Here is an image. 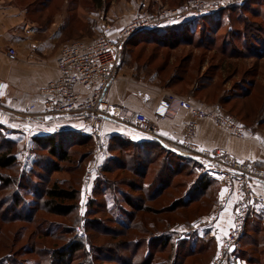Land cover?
<instances>
[{
	"label": "rangeland",
	"instance_id": "rangeland-1",
	"mask_svg": "<svg viewBox=\"0 0 264 264\" xmlns=\"http://www.w3.org/2000/svg\"><path fill=\"white\" fill-rule=\"evenodd\" d=\"M46 1L15 0V3L25 12V22L39 31H54L58 22L64 20L63 37L59 43L61 46L72 41H93L108 25L112 26L115 34L135 16L146 11L159 15L192 1L206 3L210 7L214 3H233L234 0ZM244 2L248 4L240 11L223 13L222 17L216 18L215 14L222 8L202 17L205 22L197 27L198 33L194 40H199V31L205 23L209 31L214 32L215 43L208 45L210 48L202 44H183L175 49L157 48L140 42L139 33L126 43L123 56L126 63L136 67V70L138 66L148 73L157 71L163 84L175 85L172 86L175 94L191 102L194 107L198 106L190 100L191 95L204 101L209 106L207 111L220 106L238 121L242 120L244 123L240 122L252 128L256 134H264V58L251 56L254 48H264V0ZM201 16H205L203 12H193L180 20L193 19L191 29H195L199 23L196 19ZM245 35L248 42L244 41ZM179 75L184 80L175 82ZM198 89L205 91L198 93ZM239 93L246 97H233ZM11 121L0 116V154L11 152L9 154L18 158L15 166L0 169V264H51L55 250L77 241L82 248L73 259L63 264H209L219 243L212 236L213 231L183 233L178 230L197 218L208 217L217 207L221 187L219 183L214 185L212 189L216 193H212V197L182 206V199L197 194L193 183L199 179V175H203L190 157L180 155L178 158L167 149H164L168 152L165 153L154 147L147 150L154 151L152 154L140 153L139 163L133 158L126 160L128 165L133 164L131 170L102 165L97 169L101 176L92 188L97 187L95 195L91 194L89 198L80 195L74 212L68 216H57L43 205L46 198L42 196V190L52 183H73L75 186L76 181L82 182L85 174L91 170L96 146L90 141L73 146L68 151V160L58 159L50 154L51 150L36 144V131L41 130V127L34 126L32 133L35 135L28 136V133L20 131L19 125L10 127L7 123ZM252 148L257 151L258 164L264 153L257 150L256 145L248 150L246 160L239 159L247 161ZM119 150L122 151L123 147H118ZM125 150L124 154L135 155L132 148L127 147ZM37 155L43 164L34 167L33 159ZM118 155L124 160V155ZM78 162H82V168H76ZM164 168L171 172L165 179L159 175ZM2 177L9 178L10 182H1ZM122 192L136 200L138 205L146 207V212L126 205ZM113 198L117 200V206ZM150 209L152 211L147 212ZM127 211L129 218L126 217ZM121 221H125L129 229L122 228ZM256 221L264 226V219L261 218L253 219L250 227ZM97 222L104 225L102 232L93 229ZM140 223L150 229L148 234H140L137 227ZM77 227L84 228V235L78 234ZM122 229L125 232H120ZM215 235L220 234L217 231ZM252 237L246 239L242 247L240 258L246 264H251L250 257L264 261L263 242L258 236ZM132 239L138 240L136 247L128 243ZM166 239L170 242L166 247H161ZM253 240L261 243L257 250L254 245L250 246ZM25 245L33 246L34 251L25 254ZM197 250L200 251L196 253ZM150 251H153V257L145 260L144 257Z\"/></svg>",
	"mask_w": 264,
	"mask_h": 264
},
{
	"label": "built area",
	"instance_id": "built-area-1",
	"mask_svg": "<svg viewBox=\"0 0 264 264\" xmlns=\"http://www.w3.org/2000/svg\"><path fill=\"white\" fill-rule=\"evenodd\" d=\"M244 1L246 0L214 3L210 7L206 3L192 1L159 15L146 11L135 16L116 35L112 26L108 25L93 41L66 43L57 59L58 77L39 89V95L44 99L42 110L37 112L36 104L29 107L30 112L35 114L32 118L48 122L72 117L85 119L90 137L96 143L100 142L106 123L114 121L161 144L158 127L144 113L115 107L106 98L117 79L126 42L140 32L176 23L193 12H203L206 15ZM6 55L12 61L19 59L18 52L13 47L8 48ZM28 57L32 59L35 55L30 53ZM6 89L7 84L0 82V106H3ZM181 109L191 113L193 117L192 122L185 124L187 133L181 140V147L203 175L219 183L221 194L218 206L206 217L207 220L197 218L189 225L181 226L178 231L191 233L205 227H214L233 200V222L227 233L219 239L217 250L209 264H246L236 252L250 216L264 215V167L256 164L257 151L253 148L249 151V159L242 161L222 148H210L207 142L212 129H220L239 140L254 139L256 132L220 106L207 111L174 95L161 100L154 109V115L158 120L172 119ZM49 117L52 120H47ZM66 130L67 127L57 128V132ZM256 146L257 150L264 153V141H259ZM83 230V227H77L80 236L84 235Z\"/></svg>",
	"mask_w": 264,
	"mask_h": 264
},
{
	"label": "crops",
	"instance_id": "crops-1",
	"mask_svg": "<svg viewBox=\"0 0 264 264\" xmlns=\"http://www.w3.org/2000/svg\"><path fill=\"white\" fill-rule=\"evenodd\" d=\"M63 24L64 20H60L54 31L51 29L39 31L25 22V12L15 3V0H0V82L7 84L3 106H0V116L13 120L7 124L10 127H14L12 126L14 124L19 125L20 131L28 133V136L35 135L32 133L34 126L41 127V130L36 131L35 136L38 137L64 132L86 136L90 143L96 146V154L94 153L90 164L91 170L85 174L82 181V197L86 198L91 196L92 188L101 176L97 173V169L102 165L114 168L118 160H121L118 156V147L122 146L124 149L129 147L136 152L134 156L126 155L129 159L136 157L140 160V148L148 150L151 144H143L148 142H155L156 146L171 151L173 155L187 156L181 147V140L187 133L185 124L193 121L191 113L181 109L172 119H156L154 109L161 100L170 95L180 96L176 95L167 83L163 84L157 71L148 73L139 69L138 66L136 70V67L133 68L126 63L125 56L119 66L117 79L110 87L106 98L115 107H125L144 113L158 127L163 144L150 140L132 128L114 121L106 123L103 136L100 142L96 143L90 137V129L85 119L72 117L48 122L32 118L35 114L30 112V105L36 104L37 112L43 108L44 99L39 95V89L58 77L57 59L64 45L63 43L59 46L63 37ZM141 37L144 38L145 34ZM11 47L18 52L17 61L8 59L6 55L8 48ZM30 53H33L35 57L30 59L28 57ZM190 100H193L199 108H209L206 103L193 98ZM58 127H67L68 130L57 132ZM259 141H264V134L260 132H257L253 140L240 141L227 136L221 130L212 129L207 145L210 148L225 149L238 158L246 160L248 150ZM258 165L264 166V156L259 160ZM233 214L234 201L232 200L222 212L215 228L205 227L201 231L212 230V236H215L218 242L219 237L225 235L231 226ZM212 228L217 229L220 235H215L217 232Z\"/></svg>",
	"mask_w": 264,
	"mask_h": 264
},
{
	"label": "trees",
	"instance_id": "trees-1",
	"mask_svg": "<svg viewBox=\"0 0 264 264\" xmlns=\"http://www.w3.org/2000/svg\"><path fill=\"white\" fill-rule=\"evenodd\" d=\"M48 1L49 0H47L45 3H50ZM94 1L96 3H102V0H94ZM246 4H248V3L244 2V3H239L236 5L234 4V5L225 7L224 9L220 10L217 14H215V16H216V18H218V16L222 17L223 13H230V12H234L235 10L240 11V10L245 8ZM206 16L207 15L197 17L196 20L199 21V23H198V25H196L195 29H191V27H192L191 24L194 23L193 19H184L183 21L180 20L177 23L168 24V25H164V26H160L157 28H152V29L140 32V36L142 34H145L144 38H142V37L140 38V42H143V44H145V45H154L157 48L169 47L172 49H175L179 46H182L183 44H188V46L189 45H199L200 46L201 44L203 46L204 45H206V46L213 45L215 43L214 38H213L214 32L209 31L208 25H206L205 23L203 26H201V30L199 31L200 32L199 40L198 41L194 40L196 34L198 33L197 27H200L199 24H202L203 22H205V18H202V17H206ZM228 19H229V17H228ZM135 36H137V35H134L132 37V39ZM243 38H244L245 42H248V37L246 35L243 36ZM129 41H131V38L127 42H129ZM125 46H126V44H125ZM125 46H124V51H125ZM211 49H213V48L211 47ZM251 56H252V58H257V59L264 58V48H262V47H261V49L260 48L259 49L254 48L253 51H251ZM123 58H124V56H123ZM175 79H176L175 82H180V81L184 80L183 76H180V75ZM172 86H175V85H172ZM172 86H170V88L173 89ZM203 90L204 89H198V93L202 92ZM239 91L242 92V90H239ZM191 97L195 100L200 101V102L202 101L200 98L199 99L196 98L197 96L194 97L191 95ZM233 97L238 98V99H243L246 96H243L242 94L240 95V93H239V95H236ZM221 102H222V100H221ZM203 103H205V102L203 101ZM219 105H221L224 108V106L221 103H219ZM240 121H242V120H240ZM1 129H3V127H1ZM35 140H36L35 141L36 144H38L40 147H42L48 151L51 150L50 154L55 156V158H58V159L60 158L63 160H65V159L68 160V158H69L68 151L73 146L82 145V144L89 142V140L87 139L86 136H82L80 134L71 133V132H69V133L68 132L54 133V134H51V135L46 136V137H38ZM154 143L155 142H148V143H143V144H151L150 148L156 147V148H158L157 150H163L164 151L163 148L156 146ZM146 152H148V154H150V153L152 154V152L154 153V151H147V149L143 150L142 148H140V153L146 154ZM155 152H158V151L155 150ZM9 153H11V152H9ZM9 153L6 152L4 154H0V169H10L12 166H15V164L18 163L17 156L11 155ZM124 153H126V150L124 148L122 151L119 150V154L124 155L123 156L124 160L118 155L121 160H118L116 168L131 170L132 169L131 166H133V164L130 166L126 163V160L127 159L130 160V159L127 158L126 154H124ZM165 153H168V152H165ZM171 155H173V154H171ZM174 156L178 157L176 155H174ZM135 160L137 163L140 162V160H137L136 157H135ZM33 163H34V167L41 165L42 162L39 159V155L36 156L35 160L33 159ZM81 164H82V162L76 163V168H82ZM34 167H33V169H34ZM262 167H264V166H262ZM116 168H113V169H116ZM108 171H110V170H108ZM170 173L166 170V168H164L161 170L159 175L160 176L162 175L163 178L165 179V177L169 176ZM199 176H200L199 179L193 183L194 189L197 190V194L193 197H187L186 199H182V203H181V204H183L182 206L186 207L192 202L201 201L205 197L206 198L212 197L213 196L212 193H214V194L216 193V192H213L212 188L214 187V185H217L218 182L216 180L208 177V176H205V175H199ZM1 182L7 183V182H10V180H9V178L2 177ZM47 183H48V181L46 182V184ZM76 183L77 184L75 186L73 183H70V184L69 183H62V185H59V183H52L50 186L48 185L43 190L40 189L43 192L42 196H44V198H46L45 203L43 205L50 208L49 210H51L50 211L51 214L57 215V216H68L69 214H71L72 212H74L77 209L79 201H80V195H82V182L78 183L76 181ZM43 184H45V183H43ZM78 184H80V186H79L80 188L76 187V186H78ZM96 189H97V187L93 189V191H92L93 195H95ZM108 189H110V188L108 187ZM220 192H221V188H219L218 193H220ZM122 197H124L123 200H124L126 205L130 206L133 209L140 210V211L143 210V212H146V207H144L143 205H138L136 200H133L131 197L126 195L124 192H122ZM218 197H219V194H218ZM113 200L115 203L117 202V200L115 198H113ZM218 203H219V201H218ZM117 205H118V202L115 204V206H117ZM217 206H218V204H217ZM151 211L152 210L150 209L147 212H151ZM129 215L130 214L128 212V214H126V217L129 218ZM261 218L264 219V215H256V217L254 215H251L250 218L248 219V222H247L246 227H245L244 235L241 239L238 250L236 252V254L239 257L242 255L243 243H245L246 239H249V240L253 239L252 236H258L260 238V241L263 242V245H264V236H262V233L264 231V226L260 225L258 223V221H256L255 224L250 227V225H251L250 223L252 222L253 219L261 220ZM27 220H29V219H27ZM29 221H31V220H29ZM87 223H88V221H87ZM89 223H88V225H89ZM120 225L122 228L123 227L127 228L126 226H128L125 223V221H121ZM102 227H104V225L102 226L98 222H97V225H93V229L95 228L97 230V232H102L101 231ZM137 227L140 230V234H148V231H150V229L146 226V224L140 223V225H138ZM127 229H129V228H127ZM120 232H125V231L122 229V230H120ZM252 233L254 235H251ZM46 236H48V235H46ZM253 241L250 242L251 243L250 246L254 245L256 248L255 250H257L258 247H261V243L256 242V241L253 242ZM130 242H131V246L135 245V247H136L138 240L132 239V241H128L129 244H130ZM169 242H170V240L166 239V241H164L161 244V247H166V245ZM140 243H141V241H140ZM33 248H34L33 246L25 245L23 247L24 253L25 254H31L34 251ZM81 248H82L81 244L78 241L75 243H71V244L67 243L66 245L55 250V253H53L51 264H63L65 261H67V260L69 261V260L73 259L75 257L76 252L79 251ZM199 251L200 250H197L195 252L197 253ZM153 255H154L153 251L152 252L150 251V253H148V255H146L144 258H145V260H148V259L150 260L151 257H153ZM175 257H176V255H175ZM251 260L254 262H252ZM249 262L251 264H264V261L255 260L253 257L249 258Z\"/></svg>",
	"mask_w": 264,
	"mask_h": 264
},
{
	"label": "water",
	"instance_id": "water-1",
	"mask_svg": "<svg viewBox=\"0 0 264 264\" xmlns=\"http://www.w3.org/2000/svg\"><path fill=\"white\" fill-rule=\"evenodd\" d=\"M47 120H52V117L47 118Z\"/></svg>",
	"mask_w": 264,
	"mask_h": 264
}]
</instances>
